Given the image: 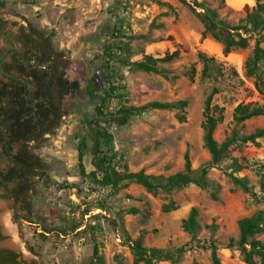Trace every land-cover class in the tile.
Masks as SVG:
<instances>
[{"label":"rangeland","instance_id":"obj_1","mask_svg":"<svg viewBox=\"0 0 264 264\" xmlns=\"http://www.w3.org/2000/svg\"><path fill=\"white\" fill-rule=\"evenodd\" d=\"M3 1L0 19L8 35L14 39L30 23L49 36L52 48L66 54L67 76L80 81V94L65 101L60 127L35 150L47 166L50 183L37 187L32 217L15 219L12 202L0 198L4 237L0 250L16 252L21 264H91L97 248L104 264H135L133 243L141 238L147 249L175 252L184 247L177 264H212L210 248L196 245L216 242L222 264H246L239 248L228 245L239 240L241 219L264 210V137L258 140L259 147L242 140L264 130V114L243 122L234 120L235 109L241 104L264 107V62L256 75L247 70L255 48L259 45L264 50V14L263 26L258 28L249 19L256 1ZM192 1L215 10L231 27H245L239 33L247 39L246 46L225 54L220 41L204 35L205 27L197 14L202 10ZM4 38L0 34V55L9 46ZM176 50L181 53L179 58L156 64L166 76L129 65L147 56L159 60ZM107 52L115 58H109ZM201 55L209 59L206 65ZM192 70L193 79L189 77ZM93 76L99 92L92 100L86 94L85 80ZM106 92L110 93L104 104L108 113L150 102L188 103L179 112L185 121L177 118V112L152 110L133 117L125 126H107L113 142L104 144L103 149L116 156L117 170L126 167L130 172L165 177L184 169L187 153L194 176L209 166L211 155L204 144L202 124L207 99L212 96L211 106L218 107L215 140L219 144L235 141L229 157L209 168L211 186L191 184L154 192L135 182L111 188L82 178L78 147L84 140L83 164L90 173L94 167L85 123L95 117V108ZM235 159L243 167L236 175L248 179L251 193L234 185L230 177ZM216 185L221 190L214 200ZM193 208L198 210L201 226L194 237L182 228ZM5 216L15 228L13 236L5 232ZM212 225L216 228H210ZM254 240L264 244V233ZM255 261L262 264L259 256Z\"/></svg>","mask_w":264,"mask_h":264},{"label":"trees","instance_id":"obj_2","mask_svg":"<svg viewBox=\"0 0 264 264\" xmlns=\"http://www.w3.org/2000/svg\"><path fill=\"white\" fill-rule=\"evenodd\" d=\"M256 7L253 9L249 19L253 27L263 26L262 14H264V0H255ZM184 2H186L184 0ZM195 8L202 12L197 13L204 24V35H211L220 41L224 47L225 54H229L233 48L245 47L247 39L239 33L245 27H231L219 19L217 12L206 8L197 1H192ZM5 6L4 1L0 0V9ZM0 34L3 35L9 46L1 55L11 46L16 45L14 50L15 61L21 58L23 61H29L34 57L43 61L46 57L52 58L53 64L50 67L52 77L47 80L45 75L38 76L37 71H33L34 80L29 83L32 92L29 91L27 84L11 80L8 84L0 79V142L4 144L5 152L9 157L5 163L8 164V170L0 171V190L3 192L0 198L12 202V211L15 219H30L32 217V200L36 195L37 187L40 184L49 185L50 178L47 174V166L42 159L35 153L45 141L47 135H52L57 130L65 115L64 104L68 98L77 97L80 94V81L69 79L67 76L68 58L62 51H56L52 48L50 37L37 30L30 23L19 31L12 39L5 30V23L0 19ZM238 35L236 38L235 35ZM13 52V51H12ZM109 58H115L107 52ZM181 55L179 50L172 53L167 52L164 57L157 60L147 56L142 61L132 62L129 65L137 70L147 73H156L166 76L164 71L157 68L158 61L171 62ZM205 65L209 59L201 55ZM125 64V61H122ZM264 62V50L258 45L254 54L247 62V70L250 75H256L259 64ZM32 66V65H31ZM25 74L31 76V73ZM189 77L193 79L194 72L191 71ZM86 94L90 99H95L97 92V82L95 76L85 80ZM112 93L113 89H109ZM110 93H104L102 102L95 108V117L89 119L86 123L88 138L91 142L92 166L94 170L86 172L83 164L86 144L84 140L80 141L78 150L79 173L82 178H90L93 182L104 187L117 188L124 182H135L150 191H172L177 188L194 184L200 188H209L211 185L207 179L209 168L218 165L221 161L229 157V148L233 145L235 139H229L219 144L214 138V131L218 122L216 112L218 107L211 106L212 96H209L205 108V120L202 124L204 131V144L211 155V162L200 170L199 176H194L191 161L188 153L185 155L184 169L174 175L152 176L144 172H130L126 167L123 170H117L115 166L116 156L105 153L103 146L113 142V135L108 129V125L125 126L136 116H140L152 110H168L177 112V118L185 121L183 112L187 107L186 101L177 102H150L143 106H122L115 113H108L104 110L106 98ZM264 114V107L254 106L252 103L241 104L235 109L234 120L243 122L253 117ZM264 137V130H257L253 135L243 138L245 143L259 147L258 140ZM19 146L14 149L13 145ZM233 172L230 177L234 185L240 187L247 193H251V187L247 178L239 177L236 174L241 172L243 167L235 159L232 163ZM221 187L216 185V190L212 196L217 200V194ZM240 238L238 241L231 240L228 248L238 247L246 264H257L255 257L261 258L264 264V244L254 238L264 233V210L257 211L250 217L241 219L238 222ZM182 228L193 237L200 231L201 226L198 221V210L193 208L187 218L182 221ZM210 228L215 229V225ZM4 237L0 231V240ZM198 247L210 248L212 264H222L216 242L210 245L197 243ZM135 253V264L141 262L145 264H157L159 261H168L171 264H177L185 248H180L175 252H164L158 249H147L142 245V239L133 243ZM19 255L12 250H0V264H21L18 260ZM75 264V263H68ZM91 264H104L99 256L97 248L94 249Z\"/></svg>","mask_w":264,"mask_h":264},{"label":"flooded vegetation","instance_id":"obj_3","mask_svg":"<svg viewBox=\"0 0 264 264\" xmlns=\"http://www.w3.org/2000/svg\"><path fill=\"white\" fill-rule=\"evenodd\" d=\"M16 45H11L3 55H0V69L3 72H0V79L3 83L8 84L11 80H18L21 81L29 87V91L32 92L31 86L29 85L30 82L34 80V72L37 71V75L42 76L45 75L46 79L49 80L52 77V72L50 67L53 64L52 58L46 57L43 61L38 60L37 58H33L29 61H23L21 58H18L15 61V54L14 50L16 49ZM13 51V52H12ZM32 65V66H31ZM24 69L27 73H31V76L25 74ZM19 145L14 144L13 148L16 149ZM9 157L5 152L4 144L0 142V171L7 172L8 164H6ZM6 160V163L5 161ZM9 163V162H8ZM1 182V179H0ZM19 260V259H18Z\"/></svg>","mask_w":264,"mask_h":264},{"label":"bare ground","instance_id":"obj_4","mask_svg":"<svg viewBox=\"0 0 264 264\" xmlns=\"http://www.w3.org/2000/svg\"><path fill=\"white\" fill-rule=\"evenodd\" d=\"M2 223H3V226H4V229H5V232L7 234H10V235H14L15 233V228L14 226L11 224L10 220L5 216L3 217L2 219ZM16 236V235H15ZM17 239V238H16ZM15 239V240H16ZM15 240L12 239V242H15ZM17 241V240H16ZM11 243V242H10ZM15 244V243H14ZM16 245V244H15ZM19 245V244H18Z\"/></svg>","mask_w":264,"mask_h":264},{"label":"water","instance_id":"obj_5","mask_svg":"<svg viewBox=\"0 0 264 264\" xmlns=\"http://www.w3.org/2000/svg\"><path fill=\"white\" fill-rule=\"evenodd\" d=\"M0 72H3V70H2V69H0Z\"/></svg>","mask_w":264,"mask_h":264}]
</instances>
